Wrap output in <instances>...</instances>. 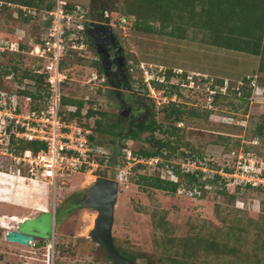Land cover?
<instances>
[{"label": "rangeland", "instance_id": "1", "mask_svg": "<svg viewBox=\"0 0 264 264\" xmlns=\"http://www.w3.org/2000/svg\"><path fill=\"white\" fill-rule=\"evenodd\" d=\"M64 1L79 5L80 13H84L89 22L96 20L97 8L102 15V9L107 7L109 14L114 17L113 29L123 48L133 89L144 103L150 105L158 120L163 121V110H170L173 102L164 104L162 95L157 92L154 97L150 96L151 93L143 86L144 70L141 66L146 69L152 65L155 74L160 67H164L167 74L173 69H182L188 74H204L209 77V82L210 79L217 83L227 79L231 85L230 90L234 81L246 75H258L256 84L264 92V72L259 71L260 58L211 43L208 30L204 31L200 23L192 27L186 22L188 17L196 15L191 16L187 8L184 12L180 11L175 19V24L185 25L178 31L175 29L177 34L172 37L136 29V24L145 23L149 17L148 11L139 5V0ZM244 6L242 11H238L244 18H234L231 25L244 28L248 25L246 15L250 14L251 6L248 2ZM213 8L218 11L215 6ZM13 18L11 13H0V42L22 43L24 48L16 54H2L0 64L16 61L20 68L17 77L19 81L23 71L38 69V58L31 52L47 37L48 32L40 19L25 23L15 19V16ZM147 22L162 32L174 30L173 25L162 26L160 20L156 23ZM218 36L219 41H222L221 35ZM72 44L68 40V45ZM70 50L77 53H72L68 58L70 66L65 73L71 86L70 89L65 88L64 93L73 99L87 102L80 125L83 128V125H89L91 134L98 126L97 121H100L101 127H111L110 123L118 121L125 108L108 89L105 76L94 67L98 61L94 47L86 42L83 49L70 48L67 51ZM17 80L2 75L0 87L6 91L11 90L23 104L17 91L32 83L25 80L20 84ZM171 81L175 84L180 79L174 76ZM259 92L257 90L255 95ZM175 93L177 97L174 104L185 111L181 116V142L188 145L186 149L193 147L197 150L193 152L194 159L210 161L218 167V171L223 167L225 173L231 174L233 178L226 186L219 179L216 182H213L214 179L199 180L205 183L201 185L203 189L185 179V189L180 188L176 194H169L151 188L147 183L142 186L137 184L141 175H159V170L154 166L142 169L134 165L129 172L131 166L128 164L127 170V164H121L128 174L114 170L120 184L113 226L115 244L138 257V264H264V189L235 186V175H241L238 172L240 162H250L252 158L257 161V166L264 164V101L261 103V97L254 94H250L246 100L232 95L227 98L217 95L214 110H208L206 85L197 91L180 87ZM89 108L105 115L88 119L85 115ZM66 111V107L62 106L61 115ZM116 132L119 136L115 137L95 131L97 141L94 144L102 147L106 154L113 155L117 153V146L127 147L133 152L149 147L145 142L148 133L141 134L139 140L135 141L130 137L120 139V129ZM156 138L165 139L161 133ZM222 138L228 140L223 143ZM5 143L0 141V166H3L0 172V264H111L105 249L94 243L88 234L90 226L94 227L97 212L78 205V201L95 181H86L90 173L76 172L59 177L56 191L46 185L30 184L19 176L25 175L24 165L18 164L13 158L19 154H10V144ZM3 151L8 155H2ZM243 151L248 154L240 156L239 153ZM4 157H9V160L6 161ZM92 175L96 179L95 173ZM194 187L197 188L196 193L190 194L188 189ZM42 211L56 213L53 239L35 240L29 246L5 240L7 231L16 230L20 221L36 217ZM13 216L17 220H12ZM195 247H200L201 253ZM189 254L191 256L187 257Z\"/></svg>", "mask_w": 264, "mask_h": 264}, {"label": "built area", "instance_id": "2", "mask_svg": "<svg viewBox=\"0 0 264 264\" xmlns=\"http://www.w3.org/2000/svg\"><path fill=\"white\" fill-rule=\"evenodd\" d=\"M18 8L22 9L26 15L35 16L37 14L36 10L32 8L22 6ZM80 12L79 5L68 7L66 1L55 0L54 9L50 13H44L42 16L44 21H51V25L47 29V37L34 48L31 54H34L41 61V67L36 69V72L45 76V85L50 96L44 111L22 110L23 107H27L31 98L27 97L22 104L17 96L10 95L7 91L0 88V141L10 144L11 138L14 137L24 141L45 143L46 148L37 153L27 150L13 156V158L18 164L24 165L25 175L20 176L25 181H29L30 184H45L54 188V191L58 189L57 179L59 177H65L76 172L94 174L102 166L97 158L106 155L102 147L90 140L91 130L83 128L77 122H66L61 115L63 97L65 96L63 84L68 79L67 74L61 69L62 60L68 48L83 49L84 44L76 42L79 39L77 34L86 31V23L91 22L85 18L84 13ZM104 17H108L107 12ZM68 40L73 42L71 46L68 45ZM19 46V43L14 42L8 46H0V51L8 49L9 51L19 52ZM141 68L144 70L145 89L151 93V97H154L157 92L162 95L164 104L175 101L176 94L170 97L167 94V88L161 86L162 89L157 90L155 85V83L160 85L166 83V68L160 67L156 74L152 69V65H149L146 69L143 66ZM172 72L175 77L180 79L175 84L181 87L197 91L201 86L206 85L208 110H214L213 100L215 96L218 94H230L231 85L228 80H225L224 84L219 88L215 80L210 79L211 82H209V77L204 74L190 73L183 80V70L174 69ZM257 77L258 75H252L237 81L231 91L237 92L240 96L243 87L248 89L249 95H255L257 90H260L259 94L255 96H260L262 103L264 101V92L256 84ZM260 101L258 102L260 103ZM239 123L237 122L236 124ZM245 153L248 154L243 151L239 155L244 156ZM2 155L8 154L3 151ZM194 156L193 154L181 161L179 158L177 161H169L166 164L167 161L164 158L146 159L138 157L128 148L123 149V157L125 159L123 164H127L125 166L127 170L128 164L131 166L130 170H128L129 172L132 171L134 165L142 164L147 167L152 165L160 171V177L163 180L175 183H179L181 180L184 182L187 179L186 174H194L199 180L203 181L215 180L218 176H221L222 178L219 177V180L222 185L226 186L227 182L231 183L233 177L231 174L225 173L223 167L218 171V167H215L210 161L194 159ZM250 159V162H240L238 172L241 175H235L236 187L243 185L254 188L264 187V166L261 169L264 164L260 163L261 166H257V161ZM161 164L166 166L160 167ZM192 164L194 165L193 168H191ZM109 166V164H104L102 167L106 170ZM114 169L120 173L128 174V171L122 169L121 165L114 167ZM183 182L179 189H185ZM196 191L197 188L195 187L188 189L190 194H194Z\"/></svg>", "mask_w": 264, "mask_h": 264}, {"label": "trees", "instance_id": "3", "mask_svg": "<svg viewBox=\"0 0 264 264\" xmlns=\"http://www.w3.org/2000/svg\"><path fill=\"white\" fill-rule=\"evenodd\" d=\"M248 2V5L251 6L249 15H246L248 22V25L244 27L240 25H231V23L234 21V18L243 19L242 13L238 11H242L244 9V4ZM68 7H72L75 4L67 2ZM10 5V6H9ZM139 5L141 8H144L145 11H148L149 17L148 20L145 21V23L142 24H136L135 27L139 31H143L146 33H152L155 35H170L172 37H175L177 34L175 29L178 31L181 29L185 23L181 24H175V19L178 16V13L184 12V9H188L189 14L192 17H188V21L190 26L194 27L195 24L200 23L203 27L204 31L208 30V34L210 35L209 39L211 43L221 45L229 50L234 51H240L246 54L255 55L260 58V64H259V71L264 72V0H139ZM28 7L35 9L37 14L35 16L25 14L22 9L18 7ZM213 6L217 8L218 11H216ZM55 7V0H0V13H11V18L14 16L15 19H21L25 23H31L33 21H36L40 19V22L44 24V28L49 29L51 25V21H41L42 16L44 13H50ZM107 7L102 9V14L107 12L108 17H105V21L109 24H113L114 17L109 14V11L106 9ZM181 18V16H179ZM14 19V18H13ZM183 19V18H182ZM121 19H119L120 22ZM161 21L162 26L165 24L173 25L174 27L171 32H162L160 29H157L149 24L156 23L158 21ZM237 21V20H236ZM242 21V20H241ZM118 23V21H116ZM87 26L89 23H86ZM168 25V26H169ZM176 25V26H175ZM122 27V26H121ZM114 28V27H113ZM244 28V30L241 31V29ZM221 35L222 41H219V38ZM77 37L79 38L77 43H83L86 44V42L90 43V45L93 46V43L91 39L88 37L87 33L85 31H82L77 34ZM218 38V39H217ZM219 41V43H217ZM222 42V43H221ZM14 43V42H13ZM8 46L10 45V42H0V46ZM20 51L23 50L24 46L22 43H20ZM70 49V48H68ZM67 49V50H68ZM6 52H12V54H16L13 51H9L8 49H5L4 51H0V56L2 54H6ZM72 53H77L73 50L67 51L64 55V58L62 60L61 69L66 72L67 68L70 66V61L68 60L69 55ZM38 66L37 68L41 67V61L37 59ZM16 61H12L9 64H0V71L2 72V75L5 77H13L14 80H17L18 73L20 72V68L16 65ZM94 67L97 69L98 73L103 74V69L101 67V63L98 60L95 62ZM0 74V76H2ZM187 73H184L182 78H186ZM247 77V75H246ZM242 77L238 79L237 81L246 78ZM173 79V72L168 71V74H166V83L163 85H160L159 83H155L156 87H160V90L162 89L161 86L167 88V94L171 96V94H176L175 91L180 90V85L171 84V80ZM25 80H29L32 84L29 85L25 89H21L17 91V95L21 98L20 100L24 103L25 99L27 97L31 98V101L28 102V105L26 108H22V110L25 111H32L37 110L38 112H42L46 109V103L47 100H49V93L47 90V87L45 85V76L42 74H38L36 71L30 70V71H23L21 74V79L18 81L20 84L24 82ZM132 80V78H131ZM227 79H221L219 83L217 81L215 82L216 85L220 88L224 81ZM237 81H234V85ZM70 80L67 79L63 87L64 89L69 88L70 89ZM143 86L146 88L145 84L143 83ZM1 88V87H0ZM172 91H170V90ZM246 87H243L241 92L242 94L239 96L237 92L230 90V95L234 96L235 98H239L241 100H246L249 98V92ZM6 91V90H5ZM174 91V92H173ZM7 92L10 95H13L14 93L11 92V90H7ZM169 92V93H168ZM218 96L228 97V95H222L218 94ZM217 96H215L213 100V104L215 103V99ZM223 99V98H222ZM92 101H89L91 103ZM87 102L79 101L77 99H73L72 97H68L65 95L63 97V106L66 107V112L62 113V118L66 122H77L80 125V121L84 118L82 115L83 110L86 107ZM170 106V110L164 109L163 110V121L156 119V113L152 111V114L150 117L142 122V124L138 125V129L133 132V134L129 135L131 139L138 141L140 138V135L143 133H148L147 139H145V142L149 145L147 149H140L137 152H134L135 155L138 157H144L146 159L155 158V157H161L164 158L168 164L169 161L173 158H183L185 159L187 156L193 155V152H197L196 149L193 147H190V149H186L188 145L186 146L181 142V139L183 135L181 136V129H183V126H179L180 123H182L181 119L185 111L180 108V106H177L173 103ZM150 107V105H149ZM151 109V107H150ZM152 110V109H151ZM97 115L104 116L105 113H101L99 111H95L94 109H88L86 113V118H92ZM193 115H197V113H193ZM79 121V122H78ZM98 126L93 129V134L90 136V140L95 143L97 141L95 134L105 132L111 135H117V129H119L118 121H114L113 123H110L111 127L104 128L101 127L100 121L96 122ZM183 124V123H182ZM85 129H89V125H83ZM96 131V133H95ZM158 133H161L164 135L165 139H159L156 138V135ZM228 138V137H226ZM228 139L222 138L221 142H225ZM220 142V141H218ZM115 144V143H114ZM238 144V143H237ZM118 147L117 154H106L101 157H98L97 160L100 162V164L103 166L104 164H109L113 167L120 166L125 161L123 157V149H128L127 147ZM230 147V146H228ZM46 148V144L39 141H24L20 139H16L14 137L11 138L10 145H9V151L10 153L14 154H20L23 151H32L34 153L39 152L40 150H43ZM227 150V148H226ZM6 161L9 160V157H4ZM123 159V161H121ZM7 163V162H6ZM5 163V164H6ZM4 164V165H5ZM2 165V164H0ZM99 167L98 170L95 172L96 176H104L105 175V169L103 167ZM166 165L161 164L160 167H165ZM142 167L144 169L147 166H144L142 164L136 165V168ZM3 166H0V172H2ZM135 168V169H136ZM149 168V167H148ZM186 178L189 180L190 184L194 183L199 185L201 189H203V186L205 183H202L199 181V179L193 174H186ZM219 177H217L213 182H216ZM183 180H181L179 183H175L172 181L163 180L160 177V171L158 176H146L141 175L140 180H137V184L139 186H142V184L147 183L149 187L154 188L156 190L164 191L169 194H176L179 190V187L181 186ZM259 189V188H257ZM261 190L264 189V187L260 188ZM115 243V240H114ZM198 243L195 244V246ZM100 245L103 249H105L106 257L109 263L113 264L112 259L110 258L106 248ZM118 251L127 257L128 259L134 261L137 263L138 257L132 255L131 253L124 251L120 249L119 246L115 244ZM195 249L198 251V253H201L200 247L198 249L195 247ZM197 253V254H198ZM191 254H189L187 257H190Z\"/></svg>", "mask_w": 264, "mask_h": 264}, {"label": "water", "instance_id": "4", "mask_svg": "<svg viewBox=\"0 0 264 264\" xmlns=\"http://www.w3.org/2000/svg\"><path fill=\"white\" fill-rule=\"evenodd\" d=\"M111 29L97 21H91L89 27L95 30L103 27ZM119 182L114 179V169L109 168L104 176L96 177L91 188L80 200L82 208H92L97 212L94 227L90 230V239L103 245L113 264H138L122 255L115 246L113 226L115 220V207L119 196ZM56 213L42 211L39 215L20 221L16 230L5 234V240L19 245L29 246L35 240H51L54 235Z\"/></svg>", "mask_w": 264, "mask_h": 264}, {"label": "flooded vegetation", "instance_id": "5", "mask_svg": "<svg viewBox=\"0 0 264 264\" xmlns=\"http://www.w3.org/2000/svg\"><path fill=\"white\" fill-rule=\"evenodd\" d=\"M99 10V8L96 9V20L92 21L109 25ZM85 32L93 43L103 69V75L108 84V89L112 91L115 99L125 108L124 112L121 111L118 119L120 139H123V137L133 134L138 129V125L150 117L152 110L147 103H144L140 99L133 89L130 69L113 26H111V29L104 26L101 29L95 30L88 25ZM78 205L80 206V200L78 201Z\"/></svg>", "mask_w": 264, "mask_h": 264}, {"label": "bare ground", "instance_id": "6", "mask_svg": "<svg viewBox=\"0 0 264 264\" xmlns=\"http://www.w3.org/2000/svg\"><path fill=\"white\" fill-rule=\"evenodd\" d=\"M87 179H86V181L87 182H89V183H92L94 180H95V177L92 175V174H88L87 176ZM33 184V183H32ZM3 188V187H2ZM33 188V187H32ZM35 189V188H34ZM8 192V191H7ZM36 200V199H35ZM7 207V206H6ZM8 208V207H7ZM9 210V209H8ZM6 213V212H5ZM11 217V216H10ZM6 218V217H5ZM25 218V217H24ZM28 218V217H27ZM12 220H17V218L15 217V216H13L12 218H11ZM143 226V225H142ZM92 226H90V228H89V232H90V230L93 228H91ZM88 230V229H87Z\"/></svg>", "mask_w": 264, "mask_h": 264}, {"label": "clouds", "instance_id": "7", "mask_svg": "<svg viewBox=\"0 0 264 264\" xmlns=\"http://www.w3.org/2000/svg\"><path fill=\"white\" fill-rule=\"evenodd\" d=\"M102 15H103V17H104V14H102ZM104 18H105V17H104ZM106 23H107V22H106ZM108 24H109V23H108ZM109 25H110V26H113L112 24H109ZM113 27H114V26H113ZM173 70H174V69H173ZM181 70H182V69H181ZM183 72L186 73L185 71H183ZM191 73H197V72H191ZM200 74H201V73H200ZM187 75H189V74L187 73ZM182 77H183V75H182ZM182 79L185 80L186 78H182ZM213 79H214V78H213ZM260 88H261V86H260ZM189 90H191V89H189ZM192 91H194V90H192ZM173 95H175V94H173ZM176 95H177V93H176ZM170 97H171V96H170ZM172 97H173V96H172ZM172 102H175V101H172ZM169 103H171V102H169ZM169 103H168V104H169ZM181 124H182V123H180L179 126H181ZM109 167L114 169V167L111 166V165H110ZM109 167H108L105 171H107V170L109 169ZM114 170H115V169H114ZM115 171H116V170H115ZM105 173H106V172H105ZM19 176H20V175H19ZM114 176H115V175H114ZM20 177H21V176H20ZM97 177H99V176H97ZM115 178H116V180L118 181V178H117L116 176H115ZM115 178H114V179H115ZM118 182H119V181H118ZM42 185H45V184H42ZM46 186H47V185H46ZM7 232H8V231H7ZM7 232H6V233H7Z\"/></svg>", "mask_w": 264, "mask_h": 264}]
</instances>
